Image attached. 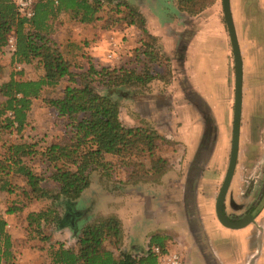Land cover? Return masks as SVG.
I'll return each instance as SVG.
<instances>
[{
	"label": "trees",
	"instance_id": "16d2710c",
	"mask_svg": "<svg viewBox=\"0 0 264 264\" xmlns=\"http://www.w3.org/2000/svg\"><path fill=\"white\" fill-rule=\"evenodd\" d=\"M174 1L178 10L188 16L197 15L205 8L199 0ZM108 13L116 18L104 28L133 27L139 33L138 46L130 50L131 56L124 66L108 68L89 64L87 70L73 73L72 63L51 38L53 22L63 15L77 24L90 25ZM10 35L14 49L11 62L18 65L35 62L42 74L35 80H17L11 76L0 83V131L21 135L27 127L33 100L39 99L48 88L55 89L62 82L66 85L60 89L59 96L45 101L54 116L53 128L60 130L62 137L41 142L40 150L37 143L21 139L1 145L0 192L15 195L19 190L22 198V203L10 206L5 214H17L26 204L41 200H49L63 210L61 216L51 206L25 217L30 240L39 236L40 241L49 242L46 264H158L152 249L168 250L163 235L151 236L140 255L124 252L120 249L119 221L108 217L86 223V212L76 204L94 172L111 178L119 168L127 173L128 179H133L140 171L145 175L158 172L152 168L154 164L161 165L159 158H152L157 142L165 141L162 136L151 128L123 125L112 93L100 95L96 91L127 85L141 87L157 80L150 73V66L158 63L160 55L155 48L156 39L145 30L143 16L119 0H34L33 16L27 19L20 17L12 0H0V49L7 45ZM137 61L142 64L140 70L130 69L132 62ZM142 153L150 159L149 168H139L140 164L133 162ZM35 158L40 159L46 173L32 170L28 163ZM13 178L20 184H12ZM50 184L54 189L49 191L45 187ZM6 226L0 214V264H16ZM49 227L54 232L70 229L76 234L75 247L66 248L62 242L51 241V234H43ZM107 242L113 246L105 248Z\"/></svg>",
	"mask_w": 264,
	"mask_h": 264
},
{
	"label": "rangeland",
	"instance_id": "374dc122",
	"mask_svg": "<svg viewBox=\"0 0 264 264\" xmlns=\"http://www.w3.org/2000/svg\"><path fill=\"white\" fill-rule=\"evenodd\" d=\"M119 1H125L127 4L129 3L127 0ZM199 1H201L202 4H205L204 9L212 6L216 2V0ZM217 2L220 20L226 30L222 14L221 0H217ZM174 4L176 5L175 1ZM250 9L249 24L251 32H245L244 29L248 25L245 20H242L238 24V28H241V31H243L248 42L250 43V40L253 39V47H250L248 60L250 71L245 74L246 88L243 92L237 161L223 204L224 214L232 222L240 220V218L249 211V205L256 200L257 187L260 188L264 180V16H261L260 11L258 12L255 6ZM210 15L211 17L208 25L212 28V54L216 56L217 61L213 71L212 81L213 98L211 103L214 114H209L208 112L207 114L201 113L200 121L204 124V128L202 129L199 138L196 137L197 135H194L196 138L192 135V121H183V126L184 124L186 126L183 132H179L178 130V128L181 127V124L178 125L177 128L175 126L173 130H170L169 128V126H171L170 124L173 122L174 115H176L178 119L188 117L187 113L184 115L180 112H176L178 109L177 104L181 103L180 98L176 102V94L179 91H184L183 94L185 93V96L183 99L186 105H189L190 109H192L191 107H194L195 111L199 109V102H197L193 95H191L188 82L184 81L183 77L179 75L182 68V55L180 53L182 50H178L177 45H175V43L173 44L175 41V34H171L172 32L169 30L168 31L171 33L167 31L163 32V38L165 37L167 41L165 47L159 40L155 41V48L158 51L160 58L157 64L150 66V73L152 76L156 77L157 80H153L148 85L141 87L127 85L113 89H96L100 95L106 94V92L109 94L112 93V99L118 103L120 108L119 119L125 125L132 126L129 120L135 122L134 116H137L140 119V124L144 126L143 128L146 127L153 129L155 127L154 130L159 132L158 134L162 136L163 140H165L157 142L156 150L154 151L155 154L152 158H159L161 160V165L156 166V164H154V167L152 168H157L158 172H150V175H145L143 173L141 174L140 171L138 177L133 179L130 177L128 179L126 177L127 173H125L123 169L118 168L111 178H107V182L109 183V186H116L119 188L124 187L126 188L125 190H130V187H134L130 185L134 181L140 182L138 185L143 184L142 182H146V184L149 182H157L159 188L160 186L161 188L164 187L163 193L156 195L157 198L154 201V203H156L154 207H160L156 212L150 213L148 211V201L140 202L141 205L137 204L138 217L136 219H139L140 223V219H144L145 217L146 220L152 218L158 221L162 217L164 218L166 213H164V209H161L162 206L165 207L169 205L173 208H175L174 206L183 208L182 206L186 201H183L181 205L182 198L184 200V196L187 194L188 190L192 191L190 185L193 181L194 185H192V187L196 185L194 187L197 193L196 197L199 206L201 205L202 207L201 209L199 207L196 208L198 209L197 214L200 216L198 227L201 230L204 229L206 231H204L205 233H193L192 226L186 224L185 214L182 213V210H179V212L181 211L182 216L177 220L180 222L183 220V222H185V231L182 234L170 233L168 235H163L165 237V244L168 251L179 253L184 258L185 264H260L262 263V257H259V250L249 251L247 253V247L243 244L244 238L242 237L243 234L239 231L240 229L238 231H233L222 227L217 221L214 213L215 198L225 176L230 155L234 100V64L231 53L229 67V75H231V79L229 78L228 81L226 68L227 58L224 47H222L221 43L222 31H220L221 29L218 27L219 24H217L216 18L213 19V15ZM115 18L116 15L113 16V14L110 13L106 14V16L101 15L99 22H96L95 26H98L99 29H105L104 27L111 25V22L109 21L114 20ZM172 19H174V23L172 24H175V18ZM71 24L72 23L66 17H59L53 22V26L57 27L53 30V35H55L61 53H63V55L66 54V56L72 55L71 62L77 64V62H80L81 54H86L85 51H82V48L88 47L89 42H86V38L89 37L87 35L84 41H79L78 43H69V40L71 41V39H68L69 35H65L64 32L68 30L67 27ZM60 26L61 29L59 28ZM11 37L12 35L9 36L7 45L0 49V83L7 81L11 76H14L17 80L37 79L42 74V70L35 62L29 65H18L11 62L13 54V49L10 47L9 43L10 41H13ZM125 42V39L124 42L123 40L121 41L123 44L122 48H127L124 44ZM112 52L113 51L107 50L104 54L110 55ZM99 56L101 57V54ZM96 62L98 63L99 61ZM141 65L140 61L132 62V67L130 69L139 71ZM97 67H99V64H97ZM65 85L66 84L62 82L55 89L48 88L44 90L39 99L33 100L32 107L28 112L27 127H25L24 131L19 136H16L14 132H9L7 130L0 131V146L4 143L17 142L21 139L26 142L30 141L37 143V149L40 150L41 142L48 143L55 138L59 139L62 137L61 131L54 130L53 128L54 116L46 107L45 101L51 97H57L60 89L62 90ZM162 93L164 96L161 97L160 95H162ZM165 94L167 96H165ZM173 97L175 102L174 105H172ZM144 98L149 102H145ZM135 101L138 102V104H141L142 109L146 112H143V110L139 112L133 111L132 104L135 103ZM145 104L148 106H143ZM206 108L209 109L208 107ZM190 109L188 108L189 111ZM190 113L192 114V112ZM165 116H170L171 119L168 120ZM176 132L179 133L178 137L174 136ZM1 148L2 146L0 149ZM189 154H192V157H189ZM133 162L139 163V168L142 167L145 169L150 167V159L144 153L137 155ZM28 164L37 174H43L47 171L38 158L31 160ZM128 170L130 171L131 168ZM188 170L196 171V173L194 171V178L187 177L186 179ZM189 174H191V172ZM11 182L12 184H20V181L16 178H13ZM128 182L130 184H128ZM45 189L50 191L54 189V187H52V185H46ZM139 192L144 193L145 191L143 189H138V193ZM20 203H22V198L21 195H19V190H16L15 195H6L5 193L0 192V214L2 216L7 208ZM31 204L34 205V202H31ZM263 205L264 195L259 202L256 201L251 212L256 215L254 218L255 223L253 225L249 224L245 227L247 228L249 226L248 232L251 233L253 238L258 236L260 239L263 234V219L261 217L258 219V216H261L260 214ZM51 206L55 209L57 208L60 215L63 216V210H61L59 206L53 205L49 200H41L34 209L40 211ZM80 207L81 206L78 205V208ZM88 207L90 208L91 205ZM131 211H133V208H131ZM143 212L145 213V217H143ZM9 217L11 216L6 214L7 221H9ZM92 219H94V217ZM88 220L90 221V218H88L87 221ZM53 232V228L49 227L43 231V234L45 236L51 234L52 236ZM207 234H210L213 238L212 241L217 251H220L223 248L226 249L223 250L224 254H222L225 259L222 258L220 261L216 256L214 257L211 254L212 252L208 246ZM63 236H65L66 239H64ZM33 238L34 239L31 240V244L28 245V247L24 246L22 248L23 253H13L15 263L20 259V264H46L47 259L45 251L49 242L46 243L40 241L39 236L37 237L38 239L36 237ZM62 239L63 241H61ZM50 240L52 241V239ZM146 241L147 240L144 239L130 240L128 238L124 241L121 240V242H123L121 245L125 250L124 252L133 255H140L146 247ZM57 242H62L66 248L75 247V243L70 237L69 229L67 228L61 229ZM51 244H54V242ZM221 245H224V247ZM110 246L108 242L105 243V248H110ZM250 260L251 262H249Z\"/></svg>",
	"mask_w": 264,
	"mask_h": 264
},
{
	"label": "crops",
	"instance_id": "0c3cea01",
	"mask_svg": "<svg viewBox=\"0 0 264 264\" xmlns=\"http://www.w3.org/2000/svg\"><path fill=\"white\" fill-rule=\"evenodd\" d=\"M127 1L129 2L128 3L129 6L134 7V9L143 16L145 20V30L147 31V33L150 34L152 37H154L156 40H159L164 47L166 46L167 41L165 37L163 38V32L171 31L172 33L171 32L169 33L175 34V41L173 42V44L175 43V45H177L178 50L179 49L182 50L180 52L182 55V61H181L182 68H181V73H179V75L183 77L184 81L188 82L191 95H193L195 100L199 102L198 110L200 112L198 110L195 111L194 107H191L192 109H190L189 105H186V103L184 102L183 99L185 96V93L183 94L184 91H179L176 94L177 96L176 102L180 98L181 103L180 104L176 103L178 105V109L176 110V112H180L184 115L187 113L188 117L178 119L176 115H174L173 122L170 124L171 126H169V128L170 130H173L175 126L177 128V126L181 124L180 125L181 127H179L178 130L179 132L180 131L183 132L184 128H186L185 124L183 126V121L189 120L190 122L191 121L193 122L192 135L193 136L197 135L196 137L199 138V136L201 135V131L204 128V124H202V122L200 121L201 113L207 114L208 112L209 114L210 113L214 114V110L212 109V103H211L213 98L212 81H213V71L215 69V63H217V61H216V56L212 54V49H213V37H211L212 28L211 26L208 25V22L211 17L210 14L213 15V19L216 18L217 24H219L218 27L221 29L220 31H222L221 43H222V47H224L225 55L227 58L226 59L227 79L228 81L229 78L231 79V75H229V67H230L232 51L229 43L228 34L220 20L217 0L212 6L204 9L203 11H201L200 13L194 16H187L184 12H180L177 6L174 4V0L171 1L170 0H127ZM229 6H230V13H231L232 22H233L238 48L240 51V57H241V65H242L241 109H242V101L244 95L243 92L246 88L245 74L250 71L248 60H249L250 47L251 46L253 47V39H251L249 43L248 39L244 36L243 31H241V28L240 29L238 28V24L242 20L243 21L245 20L246 24L248 25L247 27H245L244 30L245 32L247 31L251 32L250 24H249V19H250L249 9L255 6L256 10L258 12L260 11L261 16L262 15L264 16V0H229ZM60 17L65 18V16L63 15H61ZM168 18H170L171 20ZM172 18H175L176 20L175 24H172L174 23L173 21L174 19ZM70 22L72 24L67 27L68 30L67 31L64 30L65 32L63 31L65 35L66 34L69 35L68 39H71V41L69 40V43H78L79 41L80 42L84 41L87 35L89 37L86 38V42H89L88 47L82 48V51L83 52L85 51L86 54L84 53L81 54L82 56H80L79 63L77 62V64H74L73 62H71L72 55H67V56L66 54L63 55L72 63L71 71L73 73H76L78 71L83 72L87 70L89 64L94 66H97V64H99V67H108V68H114V67L119 68L121 66H124L125 63L128 62L129 56H131L130 50L138 46L137 41L139 39V33L133 27H128V28L123 27L121 29L117 27L111 30H107V29H99L98 26L97 27L95 26V23L90 25H82L72 21ZM56 28L57 27L53 26V30H55ZM59 28L61 29V26ZM70 29L72 30V32ZM53 30H52L51 38L57 44L55 35H53L54 33ZM124 39L126 41L124 44L127 46V48L126 47L122 48L123 44L121 43V41L123 40L124 42ZM57 46L59 47V44H57ZM107 50L114 51V53H112L111 55L112 56L111 59H108L109 54H104V52H107ZM100 54L101 57L99 56ZM96 61L99 62L97 63ZM163 93L162 95H160L161 97L164 96ZM228 95H229V86H228ZM165 96L167 95L165 94ZM144 99L145 102H149L148 100L146 101V98ZM174 104L175 102L173 97L172 105ZM132 105H133L132 106L133 111L139 112L143 110L142 105L138 104V102L136 101ZM143 106L147 107L148 105L145 104ZM206 107H208L209 109H207ZM188 108L190 109V111L188 110ZM143 112L146 111L143 110ZM190 112H192V114ZM134 117H135L134 118L135 122L129 120L132 126H127L121 120L120 121L122 122L123 125L127 127H144L140 124V119L137 116ZM165 117L168 120L171 119L170 116H165ZM177 132L174 135L175 137L179 136V133ZM195 136L194 138H196ZM192 154L191 155L189 154L190 155L189 157H192ZM194 171L195 170L192 171L188 170V174H186V179L187 177L194 178L195 177ZM190 172L191 174H189ZM107 178L108 177L101 175L97 172L92 173L90 175L88 187L81 193L80 197L76 200L77 207L78 205H80L81 207L79 209L83 212H86V215L88 216V218H90V221L88 220L86 223H91L94 220L100 218L114 217L120 223L121 232H122V241L128 238L130 240L144 239L147 240L146 241L147 244L149 238L156 234L168 235L170 233L171 234L184 233L185 222H183V220L182 222L177 220L179 217L182 216V213H184L186 216L185 217L186 224L192 226L193 233L195 234L196 232L205 233L204 231L206 230L204 229L201 230L198 227L200 216L197 214L198 209L196 208L199 207L201 209L202 207L201 205L199 206L198 204L199 202L196 197L197 193L194 188L196 185L192 187V185H194L193 181L191 182L190 185L192 191L188 190L187 194L184 196V200L182 198L181 205L183 201H186V203L182 206L183 208L174 206L176 208L175 209L173 207H170L169 205L165 207L162 206L161 209L165 210L164 213H166V216L164 218L162 217L159 221L154 220L152 218L150 220L149 219L146 220L145 213L143 212L144 213L143 217H145L144 218L145 220L140 219V223H139V219H136L138 217L137 204H140V202L142 203L143 201L144 202L148 201V205H149L148 211L150 213L156 212V210H159L160 207H154L156 204L154 203V201L157 198L156 195H160L161 193H163L164 187L161 188L160 186L159 188L157 182H149V183L147 182L148 184H146V182L145 183L142 182L143 184L138 185L140 182L134 181L132 184L128 182V184L134 187H130V190L129 189L125 190L126 188L124 187L119 188L116 186H109V183L107 182ZM50 185L54 187L53 184ZM141 188L145 191L144 193L142 192L138 193V189L142 190ZM33 202L34 205L31 203L26 204L24 207H22V210L19 213L14 215H9L12 217V218L9 217L10 218L9 221H7L6 214L3 212V218L7 224L6 231L10 236L13 253H20V252L23 253L22 248L24 246L28 247V245L31 244V240L26 232L27 223L25 217L27 216L28 213L37 211L36 209H34V207H36V205H38L40 201H33ZM89 205H91L90 208L88 207ZM131 208H133V211H131ZM179 210H182V213L181 211L179 212ZM260 215L261 216H258V219L259 217H261L263 219V224H264V205L262 207V211ZM93 217L94 219H92ZM248 227L239 230L240 233L243 234L242 236L244 238L243 244L245 245V247H247L246 251L248 253L249 251L259 250L260 252L259 257L260 258L262 257V263L260 264H264V225H263V234L260 237V239L258 236L253 238L251 236V233L248 232L249 231ZM59 233H61V230L52 233L50 239H52V241H58ZM69 233H70V237L73 239V241H75L76 234L72 233L70 229H69ZM207 235H208V243H209L208 246L212 252L211 254L214 257L216 256L221 261V259L224 258L222 255L224 254L223 250L226 249L223 248L222 250L217 251L212 241L213 238L210 236V234ZM63 238L66 239L65 236H63ZM61 241H63V239ZM121 244H123V242H121ZM221 246L224 247V245ZM120 249L122 251H125L122 245H120ZM19 261L21 262V260L18 259V261H16V264H20ZM249 262H251V260Z\"/></svg>",
	"mask_w": 264,
	"mask_h": 264
},
{
	"label": "water",
	"instance_id": "95a60500",
	"mask_svg": "<svg viewBox=\"0 0 264 264\" xmlns=\"http://www.w3.org/2000/svg\"><path fill=\"white\" fill-rule=\"evenodd\" d=\"M221 7L234 64V100L229 161L219 192L215 198L214 213L217 221L222 227L229 230H239L245 228L249 224H254L255 222L253 216H248L238 222H232L225 216L223 211L224 199L233 177L238 155L242 100V65L240 51L238 48L236 34L230 13L229 0H221Z\"/></svg>",
	"mask_w": 264,
	"mask_h": 264
},
{
	"label": "built area",
	"instance_id": "2783aa9c",
	"mask_svg": "<svg viewBox=\"0 0 264 264\" xmlns=\"http://www.w3.org/2000/svg\"><path fill=\"white\" fill-rule=\"evenodd\" d=\"M12 2L20 17L29 19L33 16L34 0H12ZM9 43L10 47L13 49V41ZM112 53H114V51ZM112 53L108 55V59L112 58ZM152 252L157 256L158 264H185L184 258L179 253L168 250L166 252H161L158 247H154Z\"/></svg>",
	"mask_w": 264,
	"mask_h": 264
},
{
	"label": "flooded vegetation",
	"instance_id": "af4514ba",
	"mask_svg": "<svg viewBox=\"0 0 264 264\" xmlns=\"http://www.w3.org/2000/svg\"><path fill=\"white\" fill-rule=\"evenodd\" d=\"M263 178H264V172H263ZM263 195H264V180H263L262 185L260 186V188L257 187V196H256L255 202H253V203H251L249 205V207H248L249 211L243 217H241L240 220H243L244 218H246L248 216H253L255 218L256 215L251 213L252 209L254 208V205H255L256 201L259 202L261 200V198L263 197ZM240 220H238V221H240ZM238 221H234V222H238Z\"/></svg>",
	"mask_w": 264,
	"mask_h": 264
}]
</instances>
